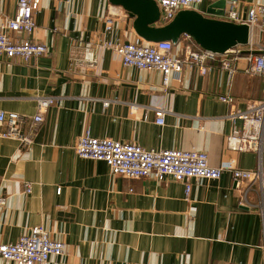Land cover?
I'll use <instances>...</instances> for the list:
<instances>
[{
	"label": "crops",
	"instance_id": "0c3cea01",
	"mask_svg": "<svg viewBox=\"0 0 264 264\" xmlns=\"http://www.w3.org/2000/svg\"><path fill=\"white\" fill-rule=\"evenodd\" d=\"M212 1L181 9L232 21L229 9L244 16L248 5L264 2L225 0L215 7L221 12L217 14L207 12ZM109 3L38 0L34 30L10 32L16 38L44 42L47 51L28 60L0 56V109L32 114L38 96L56 100L47 107L31 144L21 146L15 139L0 137V192L6 196L0 205V241H15L42 224L65 244L62 254L51 255L44 264H264V188L262 194L259 186L248 190L249 205L239 204L241 190L225 169L217 178L192 179L185 196L179 180L113 175L103 160L74 152L76 137L88 126L93 135L134 141L145 148L204 150L216 166L252 168L257 160L254 151L227 147L225 135L232 128L225 116L229 106L218 96L228 92L233 104L243 107L264 96L262 76L240 69L230 76L214 60L206 73L184 66L163 86L158 69L125 66L116 51L100 44L95 45V69L70 63L72 50L98 37L146 40L133 27L134 15L121 5L123 13L106 32ZM15 5L16 0H0V26ZM167 22L158 17L152 25ZM248 28L252 50L259 51L264 29ZM183 33L174 41V51L189 43L200 46ZM248 46L246 42L230 48L244 53ZM244 63L243 58L238 62ZM158 108L165 109L162 124L154 121ZM25 182L30 184L28 192ZM0 264L6 262L0 258Z\"/></svg>",
	"mask_w": 264,
	"mask_h": 264
},
{
	"label": "built area",
	"instance_id": "2783aa9c",
	"mask_svg": "<svg viewBox=\"0 0 264 264\" xmlns=\"http://www.w3.org/2000/svg\"><path fill=\"white\" fill-rule=\"evenodd\" d=\"M203 0H156L160 18L169 21L177 10L192 7ZM235 0H231L234 3ZM38 7V0H16L15 10L11 16H6L0 26V56L11 59L28 60L47 51L44 42L30 37L16 38L10 32L31 33L35 28L33 13ZM230 8V7H229ZM118 4L109 3L104 14V30L108 32L113 21L122 14ZM227 17L235 22H244L248 26L256 25L264 29V2H253L246 8L244 16L235 9L227 11ZM184 37L190 35L183 33ZM248 50L244 53L233 48L216 51L209 48L187 44L182 51H174V41L170 38L156 40H127L119 41L110 38L98 37L95 42H88L79 49L72 50L70 63L76 67L95 69L98 59L95 45L100 44L112 48L125 66H134L142 69L156 68L160 71L163 86L168 84L171 74H179L184 66H195L200 73H206L211 68V61L217 60L218 67L226 70L231 76L237 69L245 74L260 75L264 78V47L253 51L250 40ZM195 43V42H194ZM228 52L233 54L228 55ZM245 59L243 65L239 60ZM219 99L228 104L225 116L232 124L231 130L225 135L228 148L234 150L254 151L257 160L252 168H240L228 164L212 165L208 154L204 150L195 148H145L134 141H121L111 136H97L91 134L86 126L75 139L74 152L79 157L103 160L113 175H122L128 178L149 176L156 180L170 177L184 184L185 196L191 188L192 179L217 178L225 169L230 170L234 185L241 190L239 204H248L246 193L259 186L264 188V96L248 100L243 107L233 104V96L224 93ZM56 100L52 95L37 97V109L32 114H22L14 110L0 109V137L15 139L19 145L27 146L34 140V135L40 126L47 107ZM106 105L107 101L104 100ZM135 105L132 109H135ZM165 109L158 108L154 121L164 122ZM147 119V113L142 115ZM233 160H230L232 163ZM24 190H30L29 182L24 183ZM6 196L0 192V205L4 204ZM262 198L258 204H262ZM262 213V211H261ZM64 242L50 236L42 224L33 225L27 232L16 238L15 241H0V258L6 264H44L51 255H60L64 252Z\"/></svg>",
	"mask_w": 264,
	"mask_h": 264
},
{
	"label": "water",
	"instance_id": "95a60500",
	"mask_svg": "<svg viewBox=\"0 0 264 264\" xmlns=\"http://www.w3.org/2000/svg\"><path fill=\"white\" fill-rule=\"evenodd\" d=\"M121 5L134 15L133 27L146 40L170 38L173 41L179 34L186 32L201 46L216 51H224L230 47L246 43L248 40V25L244 22L216 20L203 16L194 9H179L167 23L161 26L152 25L159 17V7L156 0H110ZM225 0H214L207 8L208 13L215 7L223 5ZM221 13V12H220Z\"/></svg>",
	"mask_w": 264,
	"mask_h": 264
}]
</instances>
